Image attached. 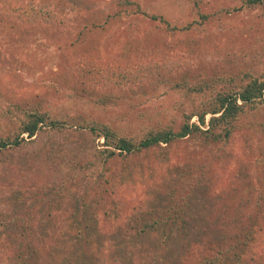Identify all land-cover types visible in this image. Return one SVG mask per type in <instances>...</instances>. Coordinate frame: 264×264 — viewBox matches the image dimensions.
Here are the masks:
<instances>
[{"label":"rangeland","instance_id":"rangeland-1","mask_svg":"<svg viewBox=\"0 0 264 264\" xmlns=\"http://www.w3.org/2000/svg\"><path fill=\"white\" fill-rule=\"evenodd\" d=\"M246 1L0 0V117L44 96L49 100L44 109L111 122L130 135L142 134L157 121L178 119L191 104L174 88L175 78L226 90L248 80L247 73L264 75V0ZM115 14L106 27L92 26ZM161 70L165 76H157ZM76 86L86 90L76 92ZM190 96L195 106L199 96ZM8 123L6 130L12 126ZM40 138L37 149L11 147L0 153V211L18 208L6 203L17 191L40 198L37 187L58 186L71 175L74 161L92 156L103 142L78 127L44 130ZM262 150L264 133L242 128L224 152L182 141L158 157L138 155L128 164L130 182L126 167L114 166L124 181L115 201L131 209L150 198L144 186L156 175L149 165L162 161L163 172L178 171L167 158L177 164L211 160L202 174L207 193L200 197L204 203L208 192L224 197L244 180H264V163L258 164ZM139 166L142 178H136ZM1 261L5 264L0 252Z\"/></svg>","mask_w":264,"mask_h":264},{"label":"trees","instance_id":"trees-1","mask_svg":"<svg viewBox=\"0 0 264 264\" xmlns=\"http://www.w3.org/2000/svg\"><path fill=\"white\" fill-rule=\"evenodd\" d=\"M116 18V14L108 15L101 26H92L103 28ZM156 73L165 76L166 72ZM246 76L244 83L226 90L206 84L191 86L186 78L178 82L175 78L174 88L184 93L190 110L178 119L157 121L137 135L125 134L111 122L79 120L44 109L43 102H49L44 96L29 108L6 110L0 117V153L11 147L37 149L40 135L48 129H88L103 142L92 156L74 161L71 175L58 186L37 187L40 198L21 191L6 198L9 206L13 203L18 208L0 211V252L5 264H264L261 178L244 180L224 197L208 192L204 203L200 194L207 193V187L202 174L211 160L177 164L167 158L166 163L178 171L163 172L162 161L149 165L147 170L156 175L144 186L150 198L131 209L115 201L124 181L114 166L126 167L130 182L133 172L128 164L138 155L158 157L160 151L182 141L224 152L242 128L264 133V75ZM78 87L73 90H86ZM194 94L199 97L192 106L190 95ZM4 122L12 126L6 130ZM261 163L264 150L258 157ZM142 173V167H137L136 178H142ZM133 182L140 189L139 181ZM29 198L34 200L29 202ZM62 204L71 208H61Z\"/></svg>","mask_w":264,"mask_h":264}]
</instances>
